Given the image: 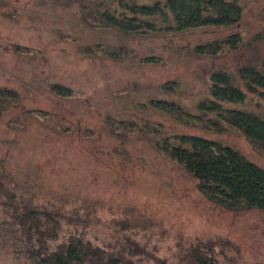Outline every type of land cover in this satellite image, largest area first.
Instances as JSON below:
<instances>
[{
  "label": "rangeland",
  "instance_id": "374dc122",
  "mask_svg": "<svg viewBox=\"0 0 264 264\" xmlns=\"http://www.w3.org/2000/svg\"><path fill=\"white\" fill-rule=\"evenodd\" d=\"M239 1L238 26L143 37L90 29L73 0H0V88L20 97L0 117V184L15 199L14 207L0 194V222L13 223V209H38L59 222L51 249L73 234L122 253L131 264H181L188 248L207 241L216 245L219 264H264V212H232L209 202L196 180L137 130L160 124L164 134L201 135L264 168V150L236 130L206 133L141 107L165 99L193 111L211 71L259 65L264 0ZM233 32L242 36L238 51L216 57L193 52ZM97 44L128 57L85 53ZM146 56L161 62L144 64ZM53 83L73 96L52 95L47 86ZM166 84L175 92L162 91ZM123 121L137 128L128 132ZM9 231L0 225L5 242ZM13 263L0 251V264Z\"/></svg>",
  "mask_w": 264,
  "mask_h": 264
},
{
  "label": "trees",
  "instance_id": "16d2710c",
  "mask_svg": "<svg viewBox=\"0 0 264 264\" xmlns=\"http://www.w3.org/2000/svg\"><path fill=\"white\" fill-rule=\"evenodd\" d=\"M82 21L94 30H112L122 34L153 36L183 33L194 29L231 28L243 17L239 0H73ZM264 35V30L262 32ZM242 43L239 32L196 45L193 52L202 57H216L236 52ZM88 55H103L112 61L128 57L127 51L97 44L85 50ZM144 64H157L160 59L146 56ZM58 98H70L73 91L64 85L47 86ZM161 90L174 93L175 87L162 85ZM20 104L13 89L0 88V117L11 106ZM142 108H151L169 116L185 127L206 133L222 134L227 128L238 131L252 145L264 150V59L259 65H245L235 73L211 71L206 92L189 111L174 100H149ZM36 114L45 115L35 111ZM109 122H114L110 119ZM128 132L136 125L119 122ZM138 131L151 135L153 148L194 178L199 192L211 203L236 212L248 209L264 212V168L245 158L235 148L201 135L164 134L160 124ZM0 194L14 204L0 184ZM18 207H21L18 204ZM13 209L9 227L11 241L0 235V251L10 254L13 264H131L120 252L101 250L70 234L55 249L50 242L59 239V222L50 214L34 208L22 212ZM216 245L198 242L187 249L181 264H219Z\"/></svg>",
  "mask_w": 264,
  "mask_h": 264
}]
</instances>
